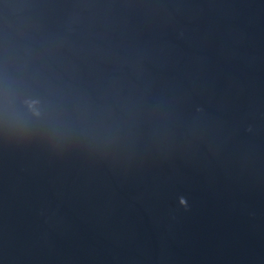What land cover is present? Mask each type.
I'll return each instance as SVG.
<instances>
[{"label":"water","instance_id":"obj_1","mask_svg":"<svg viewBox=\"0 0 264 264\" xmlns=\"http://www.w3.org/2000/svg\"><path fill=\"white\" fill-rule=\"evenodd\" d=\"M0 264H264V0H0Z\"/></svg>","mask_w":264,"mask_h":264}]
</instances>
